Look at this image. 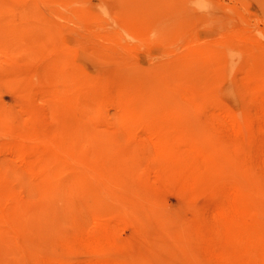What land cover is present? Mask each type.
Here are the masks:
<instances>
[{"label": "rangeland", "instance_id": "obj_1", "mask_svg": "<svg viewBox=\"0 0 264 264\" xmlns=\"http://www.w3.org/2000/svg\"><path fill=\"white\" fill-rule=\"evenodd\" d=\"M0 2V264H264V0ZM174 121L206 159L145 131ZM45 138L62 162L12 149Z\"/></svg>", "mask_w": 264, "mask_h": 264}, {"label": "bare ground", "instance_id": "obj_2", "mask_svg": "<svg viewBox=\"0 0 264 264\" xmlns=\"http://www.w3.org/2000/svg\"><path fill=\"white\" fill-rule=\"evenodd\" d=\"M6 9H14V6L9 5V4H5V2L4 3L0 2V13L2 12L0 14L1 19L4 17V12H5L4 10H6ZM21 16L24 17V25L26 26V27H24L25 29H29L28 27L30 26V23H31L30 21H37V22L41 21L39 16L35 12L30 11V10L21 11ZM23 36H26V34H23ZM21 37H22V35H21ZM50 49H52V48H50ZM54 50H55V48H54ZM46 65L52 73H56L58 71L65 72V70H66L70 74L71 80H73L75 82L84 80L83 75H81V72L76 70L74 68L73 64L71 63V61H69V60L56 59V58L49 57L48 60L46 61ZM121 72H122V70H121ZM127 72H129V69L127 70ZM52 80L54 81L52 94H55V96L56 95L58 96L61 93L60 85L62 83L59 82L58 80H56L55 78ZM90 80H94V79L91 78ZM57 82H59L60 84ZM180 92H181V95L185 99L186 102L190 103L193 107H196L195 103L197 102V99L193 100V98L190 97L189 95H187L184 91L180 90ZM58 98H60V96H58ZM61 99L63 100V98H61ZM98 99H99V97L96 96L93 100V103L96 104L98 102ZM205 100H206V102L209 103L210 107L213 110L220 112L230 122V124L232 125L235 132L240 133L243 131L242 122H240V120H239L240 117H239V115L237 116V113L233 109H231L229 106H226L225 104L218 101V99L215 96L205 98ZM149 103H155L157 105V103L155 101H150ZM170 110L160 109L159 112L165 120L173 121V117L175 118L177 116V113L170 112ZM185 124H187V122ZM172 127H173V129H172L173 141H175V143L177 145L189 146V147L193 148L194 152L199 154L202 157V159L207 158L205 155V151L207 152V148L200 147L199 144H200V141H202V140L207 145H210V142H209L208 138L204 134L199 132L198 130L194 132L195 134L198 135L197 137H195L194 135H193V137L192 136H186L185 130H188V127L186 125H182V124L174 121L173 124L170 123V125L166 126V127L162 126L158 122L151 124V125H148L145 128V131L150 136L154 137L157 141L161 142L165 139L162 134H164L165 136L168 137L169 136L168 129H170ZM42 141H43L42 145L37 149L26 148V147H23V146L18 145V144L13 145L12 149L19 159L22 158L24 160H28L29 162H31L32 159H34V158L37 160L41 157H42V159H41L40 163L43 165H49V164L56 165L59 162H62L61 161L62 159L58 158L59 154L61 153L60 148H59L60 145L49 141L47 138L42 139ZM49 159H51V160H49ZM238 185L239 184H235L234 188L235 189L240 188ZM230 207L235 208L232 205ZM259 232H260L259 238L262 241H264V233L262 231H259ZM88 264H140V263H137L136 261H132V260H123V261H118V262H110V261H104L103 260V261H99V262H90Z\"/></svg>", "mask_w": 264, "mask_h": 264}]
</instances>
